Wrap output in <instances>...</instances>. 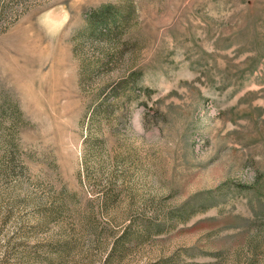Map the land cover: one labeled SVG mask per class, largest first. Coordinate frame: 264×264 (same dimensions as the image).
<instances>
[{
	"label": "rangeland",
	"instance_id": "374dc122",
	"mask_svg": "<svg viewBox=\"0 0 264 264\" xmlns=\"http://www.w3.org/2000/svg\"><path fill=\"white\" fill-rule=\"evenodd\" d=\"M0 264H264V0H0Z\"/></svg>",
	"mask_w": 264,
	"mask_h": 264
},
{
	"label": "trees",
	"instance_id": "16d2710c",
	"mask_svg": "<svg viewBox=\"0 0 264 264\" xmlns=\"http://www.w3.org/2000/svg\"><path fill=\"white\" fill-rule=\"evenodd\" d=\"M125 19H126V18H125ZM93 28H94V30L96 31V29L98 28V25H94ZM96 32H97V31H96ZM101 33H102V32H101ZM101 33L99 32L98 34H101ZM95 34H97V33H95ZM102 36L110 37V33H107V35L102 33Z\"/></svg>",
	"mask_w": 264,
	"mask_h": 264
}]
</instances>
